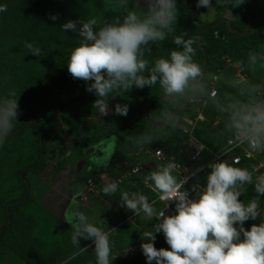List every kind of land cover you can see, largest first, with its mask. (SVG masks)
<instances>
[{"label":"clouds","instance_id":"9594fccd","mask_svg":"<svg viewBox=\"0 0 264 264\" xmlns=\"http://www.w3.org/2000/svg\"><path fill=\"white\" fill-rule=\"evenodd\" d=\"M244 3L245 0H217V4L225 8ZM118 4L128 9L122 19L117 15L102 25H98L95 18L70 20L61 25L63 31L77 33L81 38L69 54L67 70L73 79L91 82L87 83L85 90L96 96L93 105L106 114L108 98L113 93L121 90L127 93L133 86L151 88L158 83L165 103L176 105L182 100H191L196 104H210L225 117L220 135L227 132L233 142L246 145L254 152H264V84L252 83L242 76L225 79L223 74L206 73L193 59L197 38H185L187 33L173 39L180 50H172L168 58L155 59L150 66L145 52H151L150 44L157 45L174 32L173 25L178 17L177 0H143V6L141 0H134L131 8L127 6L128 0H118ZM196 6L207 9L200 15L202 17L210 19L214 14L212 0H197ZM5 11L7 5H0V12ZM49 19L55 21L57 16L52 15ZM25 47L33 56L41 55V49L33 44L28 43ZM226 59L231 61L229 67L236 68L235 61L229 57ZM248 65L253 70L258 65L264 68V51L250 50ZM221 80L234 88L235 93L221 95L211 86ZM128 110L127 104L114 106V113L120 116H126ZM18 116V97L15 91H10L0 97V145L12 133ZM195 119L182 116L178 119L176 113L163 111L157 117L159 127L152 125L128 139L143 146L150 144L161 128H175L177 125L178 128L187 126L193 132L198 121ZM187 121L192 123L189 125ZM112 140L114 142L115 137ZM179 167L177 163L167 161L144 177L145 184L151 182L153 191L160 201L165 202L166 208V202H174L172 215L166 216L165 210L157 212L155 201L150 202L151 199L142 193L123 192L121 195L122 207L136 216L143 213L146 219L155 217L159 221L153 231L143 233V239L148 242L141 243L140 247L147 264L153 261L155 264H264V215L260 211L264 175L254 179L255 169L250 171L236 167L228 160H218L206 165L210 169L206 183L202 188L199 184L192 185L195 195L189 199V192L184 187L189 177L178 178L174 174ZM201 171L203 168H198L196 173ZM137 176L139 173L134 176L135 181H138ZM98 180L102 183V179ZM102 185L106 195H112L118 189L115 181ZM246 185H254L256 192L248 203L239 199ZM98 192L99 189L95 194L99 195ZM71 216L73 246L87 252L86 247H80L79 241L81 238L92 240L96 264H110V234L116 229H107L103 220L97 226L79 210L73 211ZM250 219H259L260 223L245 230L243 225ZM161 232L168 250L154 246L155 234Z\"/></svg>","mask_w":264,"mask_h":264},{"label":"rangeland","instance_id":"374dc122","mask_svg":"<svg viewBox=\"0 0 264 264\" xmlns=\"http://www.w3.org/2000/svg\"><path fill=\"white\" fill-rule=\"evenodd\" d=\"M133 2L134 0H128L127 6L129 8L133 7ZM5 4L7 5V11L0 12V97L6 96L10 91H15L18 97L19 116L18 122H14L12 133L0 145V195L4 199L3 204H5L6 214L9 213V208H12V205L18 204L14 209L20 217L19 220L17 219L20 228L19 236L23 237L22 239L27 244L26 254L30 255V261L23 262L15 257L0 242V264H96L92 240L81 238L79 241L80 247H86L87 252L81 251L72 244L73 230L69 220L72 219V216L70 215L68 221H65L64 216L73 204L79 211L88 215L90 220L95 222L97 226H99L97 223L106 219L107 229L110 230L116 227V231L110 234V264H147L140 248L139 251L124 253L130 245L135 243L138 235L140 236L142 233H136L132 224L122 225V218L114 223H111L112 218H109L111 215L114 219L120 216L114 209L115 205H119L121 202L123 192L130 194V192L133 193L136 190V192L144 194L146 189L143 184L134 181V178L131 177L128 179L131 183L136 182V187H132L130 183L120 187L121 193L115 192V194L106 195L102 192L100 196L105 201H98L96 196L91 195H86V199L79 197V191L76 187L80 188L77 185L83 183L87 184L84 189L88 188L87 181L91 177L89 175L90 167L82 165L80 170L76 171L80 161L78 162V157H74L72 154L82 148L76 149L72 145V138H69L70 131H67L69 136L65 139V150L59 151L58 156L61 157H57L60 163L66 162V164L64 167L58 164L53 168L57 175L52 170L46 169L44 176L41 177V179H45L41 183H47L44 198L38 202L35 193L33 197L35 200L28 197L23 202L9 203L11 199H17L19 194L22 196L24 190L18 188L19 185L15 183L13 178L14 173L12 174L9 168L11 167L16 171L22 165L25 167L30 163L27 160L38 142L39 135L48 132L47 127L42 125L46 118L57 115L56 111H62L65 107L67 114L77 115L83 101L96 98L93 93L85 90L87 83L91 82L86 83L83 80L73 79L68 73L67 61L69 54L74 47L78 46L81 38L77 33L63 31L61 25L70 20L77 21L91 18L97 19L98 25H102L105 20L111 21L117 15H120L122 19V15L128 9L121 8L118 0H0V5ZM232 8L234 9L232 16L235 18L236 23L232 24L231 27L238 29V31L236 34L226 33L223 39L234 38L237 40L242 37L239 40L240 45H237L240 51H244L247 43H252L254 33L264 31V27H262L264 25V0H245L244 4ZM52 15L57 16L55 21L49 19ZM177 23L184 24L182 16ZM243 28H245L244 32L240 33ZM212 35H214V31ZM223 39L214 38L220 43ZM28 43L40 48L41 55L33 56L29 53V50L25 47ZM226 60H218L217 57L212 58V69L209 71L217 75L223 74L225 79L242 76L252 83L264 84V68L259 65L255 70L250 68L248 55L235 60V64L238 65L235 71L229 68V62ZM211 86H214L221 95L224 93L234 94L236 91L234 88L229 87L224 80L212 83ZM139 97L142 99L140 103L144 104V110L153 107L151 102L156 103V98H159V96L153 95ZM160 99H162V96ZM133 102L136 103L135 99ZM155 105L161 113L169 111L164 109L159 102ZM198 113L201 114L202 118V121L198 120L196 124L200 123L197 126L198 133L210 138L212 141V143H208L210 147L218 145L220 141L218 136L220 135L213 138L210 132L217 131L220 134L224 130L223 121L225 117L217 113L210 104H196L195 102H192L190 108L185 109L181 116L195 119ZM201 124L204 126H200ZM206 126L212 128L210 132L206 130ZM144 129H147V127L144 126ZM160 130L162 133L167 132L164 137L167 145H164V149L167 153L171 152L172 144L175 143L174 137L170 136L171 134L168 132L171 131V128L163 127ZM156 133L159 135L158 131ZM226 133L224 132L223 137ZM86 147L88 146L85 145L84 149ZM69 153L71 154L70 158L67 157ZM65 158H67V161ZM13 159L17 163V168L12 163ZM124 159H127V157L121 155L119 161L123 163ZM151 164L149 163V168ZM129 168H124L123 172L127 173ZM261 174L262 172H258L256 175ZM58 175L62 176L56 180L55 177ZM256 175H254V179ZM49 178L53 180H49ZM36 180V178H33L32 183L37 184ZM50 181L54 183H50ZM95 183L98 184V181L96 180ZM73 184L76 185L74 188ZM34 190L35 188L31 187V194ZM255 196L254 185H246L245 191L239 199L248 203ZM107 200L109 205H107ZM116 207L118 210L121 206ZM154 207L158 212L160 206L155 203ZM260 211L264 215V195L260 196ZM157 223L155 220L151 221L148 225L149 229L154 230ZM259 223V219L255 221L250 219L244 223L243 227L248 230L252 224ZM4 225L2 226L4 227ZM2 226L0 225V229L3 228ZM150 230L149 232H151ZM155 235L154 246L157 249L164 248L168 250L169 246L165 242L163 233ZM145 242L148 241L145 240ZM136 243L138 246L141 245L139 239ZM152 264H155V262L153 261Z\"/></svg>","mask_w":264,"mask_h":264},{"label":"flooded vegetation","instance_id":"af4514ba","mask_svg":"<svg viewBox=\"0 0 264 264\" xmlns=\"http://www.w3.org/2000/svg\"><path fill=\"white\" fill-rule=\"evenodd\" d=\"M215 1V2H214ZM196 0H177V8H178V17L177 21H180V17L182 16L184 24H178L173 27L174 32L170 33L166 40L163 42H160L159 44H150L149 48L151 49V52H145V59L149 60L150 66L157 58H168L169 53L172 50H180L177 48V46L173 43V39L176 35H180L181 33H187V36L185 38H190L195 36L197 38V44L194 45L196 48V53L193 57L194 61L199 63L204 69L206 73L210 72L211 70V62H212V36L213 38H219L223 39L224 35L226 33L229 34V32L236 34L238 29H233L231 26L232 24L236 23L235 18L232 16L234 13V9L232 7L225 8L221 7L217 4V0H212V5L214 6V9L212 10L214 14L209 19L207 17L200 16L201 14H204L207 12L206 8L200 7L198 8L196 4ZM227 12L231 13V16L233 17L232 20L225 18V15ZM188 19V20H186ZM214 31V35H212V32ZM244 31H241L240 33H243ZM202 38V41H201ZM223 44V46H221ZM227 43H225L224 39L221 42V44L218 46L216 45L215 52L217 51L216 55L218 60L225 59L226 57L222 58L220 55L226 48ZM227 61V60H226ZM238 65H236V68ZM230 68V67H229ZM236 68H232L233 71L236 70ZM113 96H110L108 98V108L106 114H102L100 110L95 107L93 104L96 100V98L85 100L82 102V107L80 109V112L77 115H69L66 113V107L62 111H56L57 115L53 116L51 115L50 118L47 117L46 121L42 123L44 127H47L48 132H45V134L39 135V139L37 144H35V148L31 151V156L27 160L30 162L25 167L22 165L19 172L13 168H9V171H12L13 178L15 183L19 185L18 188H23V194L20 196L18 195L17 199H11L9 201L10 204L17 203V202H23L26 200V198L30 197L31 200H35L34 194H37L38 202H40V199L44 198V194L46 192V186L47 183H41L45 179H41L44 175V171L46 169L52 170L53 173L55 171L53 170L54 167H56L58 164H61L63 167L66 164V162H61L58 160L57 157H59L58 152L61 150H65V144H66V138L69 136L67 131H70V137L72 138V145L78 149L82 148L80 151L74 152L72 155L75 157H78V162L81 163L83 166H89V175L91 176L87 182H92L94 185L93 191H90L88 188L86 190L84 189L87 187V184L80 183L77 186H80V188L76 187L79 192H82L85 199L86 195L96 196L95 192L97 189H101V185L95 183L94 175H95V168L91 166L92 162L95 163L97 160H99V155L102 154V146L104 139L111 138L112 133H115V130H117V126L121 124H126L127 119L129 117H132L136 115L137 113H141V115L144 117V104L137 105V103L133 102V97H139V96H162L161 89L159 84L157 83L155 87H145L143 89H137L136 87H132L127 93L123 90L113 93ZM118 97V98H117ZM139 100H142L139 98ZM193 101L191 100H182L176 105H172L169 111H172L176 113L178 119L181 116V113L184 112L185 109L190 108V104ZM117 104H127L128 105V114L126 116H120L114 113V106ZM138 106L141 107V109H134ZM104 117L103 120L97 119V117ZM43 121V119H42ZM55 126V127H54ZM135 128V127H134ZM175 129V128H174ZM72 130V131H71ZM135 135H139L140 133L144 132L143 129L135 128L133 129ZM174 133H171L170 136H173ZM86 149H84V147ZM38 146V148H37ZM84 146V147H82ZM30 150V149H29ZM36 150H38V153H36ZM103 152V154H106ZM67 154V153H66ZM61 157V156H60ZM59 157V158H60ZM68 158L71 157V154L69 153L67 155ZM67 161V158H65ZM101 162H106V160L100 159ZM45 161V162H44ZM13 164H16L15 159L12 161ZM81 165V166H82ZM13 167V166H12ZM67 168V167H66ZM81 168V167H80ZM137 176V180L141 183V180L143 179V175ZM68 172V171H67ZM30 174V175H28ZM56 174V173H55ZM57 175V174H56ZM64 175V174H63ZM93 175V176H92ZM125 180L128 175V173H125ZM62 175H58L55 177L57 180V177L60 178ZM122 176L121 178H123ZM131 177V176H128ZM36 178L37 184L32 183V179ZM112 182L116 181L115 177H109ZM49 180H53L50 179ZM124 180V181H125ZM123 181V183H124ZM50 183H54L53 181H50ZM126 184V181H125ZM142 184V183H141ZM126 186V185H125ZM31 187L35 188V190L31 194ZM121 185L118 186V189L116 192L121 193ZM74 188V186H73ZM98 193L103 192V187ZM97 197L98 201H105L100 196ZM115 194V193H114ZM117 195V194H116ZM107 199V198H106ZM67 202H69L67 200ZM3 203L4 199L0 195V223H4L5 220L8 222L9 217L8 214L4 216L3 214ZM107 200V205H108ZM112 204V203H110ZM7 206V205H6ZM80 205L78 204V207ZM78 210L77 207L73 204L71 209L68 210L66 215L64 216L65 221H68L70 218V215L73 211ZM16 212V209L14 210ZM20 209L18 210V212ZM70 223L72 219H69ZM3 227V226H2ZM3 244V243H2ZM134 244H137L136 242ZM4 245V244H3ZM133 245V244H132ZM130 245V247L132 246ZM141 251V247H140Z\"/></svg>","mask_w":264,"mask_h":264},{"label":"crops","instance_id":"0c3cea01","mask_svg":"<svg viewBox=\"0 0 264 264\" xmlns=\"http://www.w3.org/2000/svg\"><path fill=\"white\" fill-rule=\"evenodd\" d=\"M139 98H141V97H139ZM139 98H138V101H136V103H137V105H142V103H140L141 101L139 100ZM156 101L159 102L164 107V109H167V110H170V108L172 106V105L165 103L162 99H160V97L159 98L157 97ZM134 109H141V107L138 106L137 108H134ZM142 110H144V108ZM146 111L147 110H144V117L141 115V113H137L136 115L132 116L135 118H139V119H136L138 121L137 124L134 123L132 126L121 129V130L117 129V130H115V133H112L111 138H108L106 140L104 139V141H102L103 143L101 144V146L103 149H102V154L99 156L100 157L103 156V158L106 160V162H100L101 163L100 165H96V168H95L96 173L94 175V178L96 177L95 179H97L98 184L101 185V188L103 187V185H102L103 183H101L100 180H98V178H100L101 176H105V178L102 180H105L106 182H109V181L112 182V180L109 177L111 176V177H115V179H117V178H121L122 176H125L123 169L127 168V167H130L129 170L132 169L133 167L140 168L142 170L140 172V175H143L145 177V175L148 172L154 170L158 165H160V163H158L155 159H153L150 156L151 152H153L157 149H160L165 157H167L168 155H172L171 153H173V154H176V156H174L173 158L177 157L178 160H180L182 162H187L189 142L190 143L194 142V143H199V144L204 145L203 143H201L200 141L197 140V138L194 136L193 132H190V130L188 129L187 126H183V127L178 128V125H177V127H175V129L171 128V127H167V129L171 128V131L167 130L169 132V134L173 133V131L175 134V135L173 134L174 139H175V143L172 144V147L170 149L171 152H168L169 154L167 152H165V149H164V145H167V143L164 139L165 134H167V132L162 133L161 130L158 131L159 135H157V133H156V138L150 144H144L143 146H138L134 142L129 141L128 138L130 136H132V137L138 136V135L133 134L134 133L133 129H135V128H140V129H143V131H145L146 129H144V126H146L147 129L152 125H156L157 127H159V123H153V122L149 121V119L146 115ZM103 119H104V117H101V120H103ZM113 137H115L114 142L112 140ZM155 142H160V145L154 150L150 149V146ZM205 147L209 151H213L212 149L208 148L207 146H205ZM107 148H108V150H106V154H103V152H105V149H107ZM180 150L182 153L181 152L179 153ZM209 151H204L201 154V158L202 159L209 158V156H210ZM183 153H184V155H183ZM180 154H182V155H180ZM117 155H120V157H121V155H123V156L127 157V159H124L123 163H121L119 161L120 157L118 158ZM103 158H100V159H103ZM149 163L154 164L155 167H154V165L152 166V164H151L150 166L153 169L151 167L149 168L148 167ZM209 171H210V169L207 168L206 172L197 175L196 178L190 182V184L191 185L199 184L202 188L203 187L202 185H204L206 183V179H205L206 176L205 175H207ZM131 177H133L134 181H135V177L134 176H131ZM131 177H127L126 179H128V178L130 179ZM144 177L141 180L142 184L145 183ZM129 179L126 181L129 182V184H130L131 182ZM77 184H78V182L76 183V185ZM76 185L73 184L74 187ZM145 186H147V188L144 187L146 189L144 191V195H146L148 197V199L150 200L154 197V193L152 191L153 190L152 184H151V182H149L148 184H145ZM78 195H79V197H82L83 193L78 192ZM96 196L98 197L99 195L97 194ZM83 198H85V197L83 196ZM114 210L116 212H118V214L120 216L117 219H114L113 215H111V216L108 215L109 218H112L111 223L118 221L119 218L124 219V218L134 214L122 206L118 210L115 207ZM153 220H154V218L146 219L144 217L143 213H141L139 216L133 217L131 224L135 227L134 230H136V233L137 232L142 233V234H140V236L138 235V239L141 241V243L145 242V240L143 239V233L149 232L150 229H149L148 225H150L151 221H153ZM103 221H105V227L107 228L108 224H107L106 219H104ZM101 223H102V220L100 223H97V224H99V226H100ZM150 231H153V230H150ZM138 239H136L135 242H137Z\"/></svg>","mask_w":264,"mask_h":264},{"label":"built area","instance_id":"2783aa9c","mask_svg":"<svg viewBox=\"0 0 264 264\" xmlns=\"http://www.w3.org/2000/svg\"><path fill=\"white\" fill-rule=\"evenodd\" d=\"M228 62H229L228 65L230 66L231 61L228 60ZM197 120H200V121L202 120L200 113H198L195 121ZM187 123L190 125L192 122L187 121ZM188 146H189V150H188V155H187V158H188L187 162H182L178 160L177 157L173 158L174 156H176V154H173L170 157H165L160 149H157L151 152L150 156L160 164L167 162V161L177 163L180 167L178 168L177 172L174 174L177 175L178 178L189 177L188 183L193 181L197 175L206 172V169H207L206 165L212 162H217L218 160H223V159L228 160L230 163H233L234 166L236 167L248 168L250 171L255 169L254 175L258 174V172H262L261 175H264V152H254L246 145L233 142V138L231 137V135H229L226 138L225 144L220 149L215 150V151H209L204 145L199 144V143H194V142L192 143L189 142ZM204 151L210 152L209 158L207 159L201 158V154ZM180 152L181 150L179 151V153ZM198 168H203V171L197 174L196 170ZM138 173H139V168L134 167L130 170V172L128 173V176H136L138 175ZM103 178L104 176L100 177V179H103ZM124 180H125V176L123 178L117 179L115 182L118 184V186L120 185L122 186L123 184H125ZM131 186L136 187V182L131 183ZM143 186L147 188V186H145V183L143 184ZM93 188H94L93 183L92 182L88 183V189L90 191H93ZM153 193H154V197L153 199H151L150 202L155 201V203L160 206V209L158 210V212L165 210L164 214L166 216L174 214V208H175L174 202H166L168 204V207L166 208L165 202L160 201L157 197V194L154 191ZM134 216L136 215L133 214V215H130L122 219V225L126 223L127 224L132 223V219ZM154 220L159 222L155 217H154ZM139 248L140 246H138L137 244H133L124 253H130V252L138 250Z\"/></svg>","mask_w":264,"mask_h":264},{"label":"trees","instance_id":"16d2710c","mask_svg":"<svg viewBox=\"0 0 264 264\" xmlns=\"http://www.w3.org/2000/svg\"><path fill=\"white\" fill-rule=\"evenodd\" d=\"M262 27H264V25H262ZM244 29L245 28H243V30H241V31H244ZM229 34H233V33L229 32ZM235 38H236V36H235ZM241 38L242 37H239L237 40L234 39V38L224 39L225 43H227V46H226L225 50L220 54V55H222L221 57L222 58L229 57L233 61H235L237 59H241L243 56L248 55L250 50L254 49L257 52H261V51L264 50V31H257L256 33H254L253 40L251 41L252 43H247V47L244 49V51H240L239 46L237 45V44L240 45L239 40ZM201 41H202V38H201ZM216 42H218L219 44H217ZM220 44H221L220 41L214 40V38L212 36L211 45H212V52H213L212 53V58L213 59H215L217 57V56H215L217 51L216 52L214 51L216 49V45H220ZM230 69H232V68L230 67ZM133 98L135 99V101H138L139 97H133ZM151 103L153 104V107L155 106V108L153 109V107H151L149 110H147L146 111V115H147L149 121H151L153 123H159L157 121V117L161 114V112H159L156 109V105L155 104L157 103V101H156V103H154V102H151ZM136 119H139V118L129 117L127 119L126 124L118 125L117 129L121 130V129H124V128L132 126L134 123L137 124L138 121ZM199 124L200 123H198V125ZM198 125H195V127H194V130H193L194 136L197 138L198 141L203 143L205 146H207L210 149L212 148L213 151L220 149L225 144L226 138L230 135L229 133H226L224 135V137H223V135H220L219 133H217V131H215L216 133L215 132H210V130L212 128L206 126L205 127L206 130L211 133V136L213 138H216L218 135H220V136H218L219 139H220L219 144L214 146V147H210L208 145V143L209 142L212 143V141L210 140L209 137H204L202 135V133H198V129H197ZM200 126H204V125L201 124ZM37 148H38V146H37ZM36 153H38V150H36ZM117 156H118V158L120 157V155H117ZM16 164H14L15 168H17ZM19 170H17V172H19ZM135 192H136V190H135ZM130 194H131V192H130ZM120 203H119V205L118 204L115 205V207L116 206L120 207L121 206ZM17 206H18V204H15V205L11 206L12 208H9V213H8L9 221H8V223H7L6 220H5V222L3 224L0 223L1 226L5 224L4 227L2 229H0V242H2L5 245L7 250L10 253H12V255H14L15 257H17L19 259H21L23 262H29L30 261V255L26 254V252H27V250H26L27 244L22 239L23 237L19 236L20 228L18 227L19 226V224H18L19 221H17V219L19 220L20 217L14 211L15 210L14 208H16ZM3 214H4V216H6L5 204H3Z\"/></svg>","mask_w":264,"mask_h":264},{"label":"water","instance_id":"95a60500","mask_svg":"<svg viewBox=\"0 0 264 264\" xmlns=\"http://www.w3.org/2000/svg\"><path fill=\"white\" fill-rule=\"evenodd\" d=\"M141 6H143V0H141ZM225 18L230 19V20L233 19V17L231 16V13H230V12H227V13H226ZM234 67H236V65H234ZM97 119H101V117L98 116ZM159 145H160V142H155V143H153V144L150 146V149L154 150V149H156ZM100 162H101L100 159L97 160V162L95 161V163L92 162V165H91V166L96 167V165H100V164H101ZM81 165H82L81 163H79V164L77 165V169H76L77 172L80 170ZM102 183L105 185V183H107V182H106L105 180H102ZM184 187H185V190H187V191L189 192V199L193 198L194 195H195V193L192 191V185H191L190 183H188V184H186Z\"/></svg>","mask_w":264,"mask_h":264}]
</instances>
